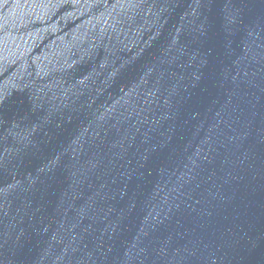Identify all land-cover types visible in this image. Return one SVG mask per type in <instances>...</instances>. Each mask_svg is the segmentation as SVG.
<instances>
[{
	"label": "water",
	"instance_id": "1",
	"mask_svg": "<svg viewBox=\"0 0 264 264\" xmlns=\"http://www.w3.org/2000/svg\"><path fill=\"white\" fill-rule=\"evenodd\" d=\"M0 264H264V0H0Z\"/></svg>",
	"mask_w": 264,
	"mask_h": 264
}]
</instances>
